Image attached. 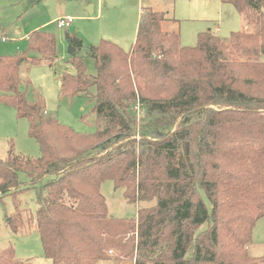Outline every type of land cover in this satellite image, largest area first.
I'll return each instance as SVG.
<instances>
[{
  "label": "trees",
  "instance_id": "obj_1",
  "mask_svg": "<svg viewBox=\"0 0 264 264\" xmlns=\"http://www.w3.org/2000/svg\"><path fill=\"white\" fill-rule=\"evenodd\" d=\"M221 1L249 31L222 38L208 29L185 46L178 30L163 29L165 13L147 8L127 50L102 38L79 56L83 39L67 33L75 72L62 74L61 91L94 101L91 133L62 123L41 96L31 101L20 88L24 61L59 58L54 34L36 30L24 53L0 55V104L30 121L41 152L11 148L0 158V196L15 200L9 226L36 224L53 264H98L112 259L110 250L135 264H264V253L249 251L264 216V0ZM134 63L174 76V93L141 94ZM108 179L129 202L156 204L132 218L109 215L101 190ZM28 190L38 209L26 219L17 197ZM0 264L28 263L10 246Z\"/></svg>",
  "mask_w": 264,
  "mask_h": 264
},
{
  "label": "rangeland",
  "instance_id": "obj_2",
  "mask_svg": "<svg viewBox=\"0 0 264 264\" xmlns=\"http://www.w3.org/2000/svg\"><path fill=\"white\" fill-rule=\"evenodd\" d=\"M166 1L169 0H92L90 3L85 0H0V32L6 38L0 37V55L24 53L28 47L30 34L36 30L41 29L54 34L58 43L59 58L53 65L31 64L29 61H24L19 70L20 88L26 92L27 98L31 101L41 96L48 114L55 115L62 123L78 132L91 133L97 127L93 111L94 101L84 95L64 96L61 91L62 74L75 72L71 62L72 54L69 53L71 45L67 33H76L83 39L84 46L77 51L79 56H86L87 48L99 43L102 37L108 35L115 37V32L120 39L118 45L127 50L133 42L139 18L142 17L141 10L144 11L150 6L161 10ZM175 1L182 4L185 10L190 3L198 2ZM91 4L96 5V12L93 14L89 8ZM215 4L217 3L206 5L205 8L199 6L195 11L188 10L186 16L183 15L184 18L180 21L183 45H196L198 34L208 29L222 38H227L232 32L244 31L245 27H248L234 5L227 4L229 10L222 11ZM67 16L74 17L72 25L60 28L58 19ZM163 29L165 30L166 27ZM131 70L139 91L145 96L162 98L176 90V78L156 76L153 66L134 63ZM90 71L94 72L93 67ZM29 131L30 121L26 117H19L11 105L0 104L1 159L8 155L11 148L22 156H40V145ZM21 179H25L24 174H21ZM101 190L107 199L109 215L114 217L132 218L137 215L139 208L156 204L155 199L139 203L129 202L124 196L123 188H116L110 179L102 183ZM17 199L26 219H29L38 209L36 191L23 192ZM16 212L13 196L1 195L0 251L12 246L17 258L28 264H53L45 255L36 224L33 226L27 222L18 231L9 226L7 217ZM249 251L252 256H260L264 253V216L256 222ZM109 254L112 259L98 264H135L134 259H116L118 256L116 250H110Z\"/></svg>",
  "mask_w": 264,
  "mask_h": 264
},
{
  "label": "crops",
  "instance_id": "obj_3",
  "mask_svg": "<svg viewBox=\"0 0 264 264\" xmlns=\"http://www.w3.org/2000/svg\"><path fill=\"white\" fill-rule=\"evenodd\" d=\"M198 2H194V4H189L190 6L187 7V9L185 10L184 9V6L182 4H179V2L177 3L175 0L172 1H166L164 6H163V9L161 10H157L154 6H150L151 9L155 10V11H161V12H164L165 15H166V21L163 22V25L162 27H166L165 30H178L180 33H181V27H180V21H181V18H184L183 15L187 14V11L188 10H192L195 11L196 8H198L199 6L200 7H206V5H210L214 2H216L218 6V8H220V10L222 9V11L224 10H229L227 8V4L229 3H224L222 2L221 0H196ZM201 1V2H200ZM90 3V2H88ZM91 7V14H93L94 12H96V5L94 4H91L89 5V8ZM98 7V6H97ZM141 10V14L145 11ZM186 12V13H183V12ZM100 12V10H99ZM186 16V15H185ZM243 17V15H241ZM141 18V16H140ZM140 18H139V21H140ZM139 21H138V24H139ZM244 23H245V20H244ZM246 25V24H245ZM137 30L138 28L136 27V31H135V35H134V39L133 41L135 40L136 38V35H137ZM250 29L248 27H245V30L244 31H249ZM216 34V33H215ZM102 38H107L109 40H116V41H113L115 43L118 44V42H120V39L117 35V33L115 32V37L111 36V35H108V37H102ZM113 38V39H112ZM108 262V261H106Z\"/></svg>",
  "mask_w": 264,
  "mask_h": 264
},
{
  "label": "built area",
  "instance_id": "obj_4",
  "mask_svg": "<svg viewBox=\"0 0 264 264\" xmlns=\"http://www.w3.org/2000/svg\"><path fill=\"white\" fill-rule=\"evenodd\" d=\"M74 21L73 16H67L65 18L58 19V26L60 28H67L72 25V22ZM0 37L3 39H6L5 36L0 32Z\"/></svg>",
  "mask_w": 264,
  "mask_h": 264
},
{
  "label": "water",
  "instance_id": "obj_5",
  "mask_svg": "<svg viewBox=\"0 0 264 264\" xmlns=\"http://www.w3.org/2000/svg\"><path fill=\"white\" fill-rule=\"evenodd\" d=\"M90 12H91V7H90ZM75 52H76V49L73 46H70L69 53L74 54Z\"/></svg>",
  "mask_w": 264,
  "mask_h": 264
}]
</instances>
